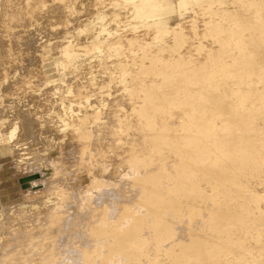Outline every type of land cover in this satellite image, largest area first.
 Returning <instances> with one entry per match:
<instances>
[{
    "label": "rangeland",
    "instance_id": "rangeland-1",
    "mask_svg": "<svg viewBox=\"0 0 264 264\" xmlns=\"http://www.w3.org/2000/svg\"><path fill=\"white\" fill-rule=\"evenodd\" d=\"M122 1L28 0L38 8L12 18L2 17L0 0V27L7 28L0 35L7 43L0 48L2 263L60 264L76 256L95 231L93 258L85 264H206L211 259L202 251V241H186L211 228L216 236L211 242L220 241L221 231L245 237L239 244L229 237L215 264H264V56L206 54L263 53L264 0H212L211 7L183 10L185 17H197L196 10H202L207 22L229 27L212 33V25L208 34H194L191 26L139 32L143 3L129 0L136 9L131 14ZM61 10L64 18L56 16ZM43 11L52 14L46 23L39 17ZM175 12L167 15L171 24L177 21ZM8 21L19 25L4 24ZM126 25L132 33L122 31ZM39 27L54 30L52 46L45 48L46 40L32 43ZM111 41L118 48H109ZM124 44L127 48L119 47ZM118 55L115 62L112 56ZM137 56L138 68L126 74ZM97 57L113 60H102L106 70L117 65L109 81L81 76ZM187 58H193L191 64ZM197 58H212L213 70L201 67ZM8 59L15 64L12 69ZM57 84L65 86L58 89L62 94ZM5 86H12L14 94ZM50 88L53 99L46 97ZM117 100L132 102L134 112L112 141L107 113L109 103ZM62 105L73 107L72 114L61 112ZM142 116L144 127L138 123ZM84 118L103 133L99 138L82 130L91 135L88 150L117 158L89 172V162L63 158L77 141L71 135ZM33 173L40 177L23 188L19 179ZM122 182L129 184L125 199L138 195L139 200L114 218L94 200L105 190L121 192ZM69 215L72 228L66 230ZM7 219L13 222L2 228ZM13 236L20 243H13ZM172 254H181L182 261L173 263Z\"/></svg>",
    "mask_w": 264,
    "mask_h": 264
},
{
    "label": "bare ground",
    "instance_id": "bare-ground-1",
    "mask_svg": "<svg viewBox=\"0 0 264 264\" xmlns=\"http://www.w3.org/2000/svg\"><path fill=\"white\" fill-rule=\"evenodd\" d=\"M27 1L28 0H1V7L4 8V11L1 12L2 17H8V16L9 17L13 16L12 18L19 17L20 13H27L29 10H35V9L38 8L35 5L29 6ZM138 1L143 3V1H141V0H138ZM247 1L249 3L250 2L255 3L258 0H247ZM122 2H125V5L128 6V10L127 11L131 12V14H133L134 10L136 11L133 2H129V0H123ZM56 5H57V7H59L58 3ZM63 12L64 11L61 10L60 12H58L56 14V16L58 17V15H60L59 17H63L64 18L65 17L64 16L65 13H63ZM202 14H203L202 10H196V16L199 19H201V17L203 16ZM39 17H40V20L42 21V23H46V21H48L50 18H52V14L49 13V12L43 11V13ZM203 19H208V18L206 16V17H203ZM61 20H62V18H61ZM201 21H202V19H201ZM4 24L17 25L18 21H8L7 23H4ZM4 24H1V25H4ZM137 25H138L137 26V30L139 32H143V30H146V29H143V22L138 23ZM6 29H7L6 27L1 26L0 27V35H2L3 32ZM9 29L12 32L16 31L13 26H9ZM39 29H40V27H39ZM50 29H52V28H50ZM53 29H54V27H53ZM152 29L153 28H151L149 30L153 31ZM131 30H132V28H130L128 25H126L123 28L122 31H124L126 33H132ZM53 31L54 30H50L49 33L47 31H42L41 29L39 31H34L32 37H31L32 43L33 44H38L39 42L46 40L47 42L45 43V48L52 46L53 42H54V41H52L53 38H54L53 36H55V32H53ZM46 32L48 33L47 35H46ZM57 33H60L59 34L60 37L64 36V34H63L64 32H62V31L61 32L57 31ZM125 39H129V36H126L125 38L116 37L113 40H125ZM73 42H75V39L70 41L69 45H73ZM124 43H125V41H124ZM126 44H127V42H126ZM126 46L127 45L124 44V45L119 46V47L120 48L121 47L122 48H127ZM6 47H7L6 41L2 37H0V48L1 49H5ZM116 47L118 48V46L114 44V41H111V44H110L109 48L115 49ZM135 54H137V53H135ZM167 54H168L167 55V57H168L170 54L169 53H167ZM6 55H8V53L4 52L3 56L6 57ZM108 55H110V54H108ZM127 56H130V54H128ZM165 56H166V54H165ZM198 56H200V55H198ZM112 57H113L114 61L117 62L119 57H121V55L112 56ZM122 57H125V55L122 56ZM138 57L139 56L134 58L135 62L132 65L127 64V68H126V70H124V72L126 74L131 75L132 72L134 71V69L136 67L138 68V61H137ZM167 57H166V59H167ZM109 59H110V57H106V58L97 57V58H95L94 62L92 61L93 63L90 64L92 66L91 67V71L90 72L89 71L88 72L87 71L86 72H82L81 76H85L86 79H89L90 77H88V74H91V75L95 74L98 81H109L110 78H111V74L112 73L114 74V72H118V69H115V67L117 65H114V68H112L111 70H106L105 69L106 65L102 63V60L109 61ZM125 59L126 60H130L128 58H125ZM187 59H190L189 61H190V64H191V61L193 60V58H187ZM197 59H198L197 61L196 60H194V61H196L201 67H205L208 72H210V70H213L212 58H197ZM110 60H112V59H110ZM0 61H2L1 58H0ZM8 65H9L8 68L10 67V69H12V67L15 64H14V62L11 59H8ZM154 66H156V63H155ZM88 69H89V67H88ZM188 70H190V69H187V71ZM153 71H156V67H154ZM0 72L2 73V76H3L4 75V68L1 67V66H0ZM70 74H73V73H70ZM104 74H108V77H105ZM80 77L77 76L76 78H80ZM153 78H154V76L150 77L149 79H153ZM71 79H73V78L70 77L69 80H71ZM119 79H124V78H119ZM120 85L123 88L124 87L127 88L123 83H120ZM112 86H115V84H113ZM84 87L85 88H89V89H93V88H91L89 86H84ZM5 88H6V86H5ZM51 88H52V86H51ZM56 88H57L56 90L58 92V89L65 88V86L61 85V84L60 85L57 84ZM9 91H11V94H14V91L12 92V86H10V90L8 88V92ZM64 92H66V91H64ZM52 93H55L52 89L50 91H46V97L48 99H53L55 96L53 97ZM58 93L62 94V90H59ZM83 95L84 96H88L87 94H83ZM127 95L130 96L129 94H127ZM37 103L39 104V102H37ZM37 103H36V106H39V105H37ZM109 107H110V110L107 113V117H108V123H109V130L112 131V136L110 137V139L112 141H114V140L117 139V133L119 131H121V130H125V128H126L125 125H126V123H128L131 120V115L134 112V109L132 110L133 103L129 102L127 100L111 101L109 103ZM72 109H73V107H71V106L62 105V111L61 112H68L70 110V114H72ZM35 111H39V108L36 107ZM53 111L54 110H52V112H50V114L52 116H53ZM83 112H84L83 109H80V113L83 114ZM142 118H143V116H142ZM70 119L72 120L73 118L71 117ZM83 120H84V124L78 125L76 127V130H75L76 132L74 133V135L73 134L71 135V139L72 140L77 139V141L75 143L69 144L68 147H69L70 150L68 152H66L67 156H65L63 158H66V157L70 156L71 158L72 157L75 158L76 161L80 162V163L89 162L90 165H88V167L86 169L88 172H89V170L92 167H95V165H98L99 163L106 164V160L107 159H111L112 162L116 161L117 158L112 156V155L104 156L103 153H96L95 155H93V153L90 150H88V148L91 145V141H92V139L90 138L91 135L87 134V133H85V134L82 133V130L90 129L92 131V137L102 138L103 137V133L95 128V126L91 123V118H84ZM34 121H36V120H34ZM158 121H159V127H162L163 125L160 122L161 119H158ZM138 123L140 125L144 124L143 127L147 125L145 123V119L144 118H143V120H139L138 119ZM42 130L44 131V130H46V128L44 127V128H42ZM140 139H141V137H140ZM124 141L125 142L129 141V137L126 136ZM215 148H216V146H213L212 150H214ZM60 157H62V155H60ZM82 167H85V165H82ZM35 174H37V177L30 178L28 180V185L26 186V188L29 187V181L30 180L38 179L40 177L39 173H33V174H28L27 175V176H32V175H35ZM112 176H114V174H112ZM79 179H80L79 177H78V179L77 178L74 179V180H77V184L79 183L78 182ZM236 179H237V177H236ZM19 181H20V179H19ZM249 181H250V183H254L253 178H249ZM128 191H129V184L127 182H122L121 192L117 191L116 189L105 190V191L101 192L100 194L96 195L95 200H94V204H96V203L97 204H102L104 206V211L108 212L111 217H114V218L119 217L120 215L123 214V211H124V209L126 207H133V206H135L138 203V200H139L138 195L137 196H133V199L130 202L125 199L126 192H128ZM73 201H74V199L68 200V204H72ZM71 217H72V215H69L68 218H66L67 220L65 221V225H64V228L66 230L72 228V222H71L72 218ZM1 222H2L1 223V227L4 228L5 226L9 225L13 221H10V220L7 219V220H3ZM98 235L99 234H97L95 231L89 233L84 246L79 248V250L77 251L76 256H67L66 258L62 259L60 264H68V263H70V264H85V262L88 260V258H93V251H94L93 247H94L95 243L97 242ZM220 236H222V237H220V238L217 237L218 239H220L219 242H211L213 240V238H215L216 236L213 233V230L211 228H209L207 233L206 232L201 233L199 237H197V238L194 237L193 239L186 241V243L188 245H192L195 242H196V244H198L199 243L198 241H202V243L204 244V247L202 248V251L204 252V254L206 256L210 257V259H211V262H206V264H215L216 260L218 259V252H219L220 248L224 245V243L226 242V240H228L229 237L234 239L233 243H235V244L242 243V241L245 239V237L242 234H239V233L236 234L235 232L232 234V236H226L224 234V232L221 231L220 232ZM67 238H69V236L66 235V239ZM72 238L77 241V234H74L72 236ZM18 239H19V236H13L11 241L13 243L17 244V243H20V241H18ZM174 243L175 242H172V245ZM1 245L2 244H0V264H3L2 260L5 257V253H4V250H3V246H1ZM20 247L21 246H17V250H16L19 253L22 252ZM196 250L199 251V248L196 247ZM171 257H172V262L173 263H178V262L182 261V255L181 254H172ZM151 264H157V262L153 260V262Z\"/></svg>",
    "mask_w": 264,
    "mask_h": 264
},
{
    "label": "crops",
    "instance_id": "crops-1",
    "mask_svg": "<svg viewBox=\"0 0 264 264\" xmlns=\"http://www.w3.org/2000/svg\"><path fill=\"white\" fill-rule=\"evenodd\" d=\"M143 1V29H156L155 27H159L161 29L165 27H171L170 29L176 30V28H187L191 26V31L201 33V34H208L212 32V25H214V32L217 31H224L229 29L227 25L223 24H215L213 22H207L209 19H199L197 17H185L183 14V10L187 9H194V8H207L212 6V0H141ZM213 2H216L214 0ZM202 4V5H201ZM176 11L175 14L177 15V21L174 24L170 23V18L167 17L169 13L172 11ZM236 30L235 26H232V30ZM202 37V36H200ZM200 37L195 39H199ZM193 38V37H187ZM206 39V37H203ZM207 55H253L264 56V52H252V53H236V52H209L206 53Z\"/></svg>",
    "mask_w": 264,
    "mask_h": 264
},
{
    "label": "water",
    "instance_id": "water-1",
    "mask_svg": "<svg viewBox=\"0 0 264 264\" xmlns=\"http://www.w3.org/2000/svg\"><path fill=\"white\" fill-rule=\"evenodd\" d=\"M32 177H37V174L32 175V176H25V177H22V178L20 179V182H21L23 188H26V186L28 185V180H29L30 178H32Z\"/></svg>",
    "mask_w": 264,
    "mask_h": 264
}]
</instances>
